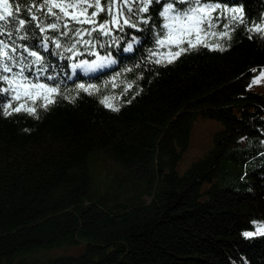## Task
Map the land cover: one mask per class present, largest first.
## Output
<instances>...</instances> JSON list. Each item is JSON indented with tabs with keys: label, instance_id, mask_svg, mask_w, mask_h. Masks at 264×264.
<instances>
[{
	"label": "trees",
	"instance_id": "1",
	"mask_svg": "<svg viewBox=\"0 0 264 264\" xmlns=\"http://www.w3.org/2000/svg\"><path fill=\"white\" fill-rule=\"evenodd\" d=\"M128 2L124 18L135 27L121 19L122 30L84 35L92 43L76 44L69 59L73 53L64 49L77 39L74 30L91 25L32 7L43 0H9L17 20L30 23L17 33L9 20L0 41L42 55L44 74L33 66L25 75L59 94L45 108L42 90L13 99L0 80V264H264V235H243L264 224V94L248 89L264 69V0H200L215 7L214 26L205 23L197 46L185 42L188 50L171 63L178 49L157 43L167 32L161 13L170 0H153L147 12L138 10L144 0ZM171 2L178 11L195 6ZM233 8L243 10V23ZM32 15L58 30L41 33ZM45 35L61 47L49 41L44 51ZM10 54L21 64L33 59L22 48ZM97 56L113 63L73 70ZM81 84L97 91L89 95ZM106 96L117 111L100 102ZM21 104L36 114L12 111ZM200 118L220 128L181 172ZM96 154L133 176V187L143 190L144 183L145 194L124 189L121 179L93 188L89 160ZM70 248L79 250L66 253Z\"/></svg>",
	"mask_w": 264,
	"mask_h": 264
},
{
	"label": "snow or ice",
	"instance_id": "2",
	"mask_svg": "<svg viewBox=\"0 0 264 264\" xmlns=\"http://www.w3.org/2000/svg\"><path fill=\"white\" fill-rule=\"evenodd\" d=\"M156 3H159L160 0H155ZM181 3L195 4L194 7H189L185 11H178L174 8L173 2H168L167 6L164 7L161 15L165 18L164 28L167 30L164 38L159 39L157 41L160 47H164L166 44L169 46L171 50L172 46H175L178 50L175 53L171 54V58H169L168 62L171 63L172 59L179 57L182 52L187 51L181 47L182 44L187 42L189 48H194L197 46L199 41L193 42L191 39H186L187 37H191L194 32L199 33L203 32V25L207 22L208 27L211 28L214 25L212 24V18L208 15V13L215 11V7L202 5L200 0H179ZM153 3V0H144L143 6L138 10L140 12H147L149 4ZM105 5H108L107 7ZM33 8H36L37 11H43L47 9V15L55 16L57 20L65 19L71 20L76 24H89L91 28L89 29H75L74 35L77 39L74 40L71 47L65 48V51L72 52L73 56L69 57L72 59L75 55L78 54L76 50V44H91L92 41L83 40L84 35L91 36L93 32L98 31L102 35H110L113 28L122 30L123 25H128L130 27H135L134 24L130 22L129 19L124 18L123 9L127 8L131 11V6L128 0H43V4L37 6L35 4L32 5ZM91 8L93 11L89 12L88 9ZM0 28H3L7 25L9 20L18 24V27L15 28L17 33H20L23 30H26V24L30 23V21H26L25 19H18L14 14L12 7L9 4V0H0ZM58 11H53V10ZM228 10V9H226ZM20 9L17 7L15 9V13H18ZM231 12L240 13V22L243 23V10L241 8H233L230 9ZM101 12H106L110 16L109 21H97L96 17L99 16ZM62 14V16L60 15ZM233 19H237L235 15L232 17ZM121 19H123V25L121 24ZM32 21H37V26L40 28L41 33H45L47 31H56L59 28L57 23H52L49 25H43L39 22V17L32 15ZM147 20H144L143 23H147ZM65 28H68V24H64ZM5 33L0 32V35H4ZM62 35H68L67 32L61 33ZM7 35H11V33H7ZM20 40H26L27 37L24 35L19 36ZM51 41L55 44L56 48H60L61 44L57 38H50L47 35L43 37L42 47L44 51H48V42ZM95 47V45H92ZM207 46V45H205ZM132 45L129 44L126 50H131ZM218 47V46H217ZM18 48H22L24 52L27 53L28 56L33 59L28 62L26 61L23 64L19 62L15 58V56L10 53H16ZM95 55V53H92ZM43 57L37 51L30 50L27 45H9L4 41H0V80L8 85V88L3 89L5 92H13V99L19 98L21 95L31 96L32 90H42L44 95L42 98L45 100V103L42 105L43 107H47L48 104L54 103V96L59 94L58 87H52L46 85L44 83L34 82L30 76L25 75L26 71L31 72L33 66L36 67L37 71L43 75L46 71V68L43 64ZM11 61L12 63H9ZM160 60H157L156 63H160ZM113 63L110 58H101L97 56V60L95 61H80L76 64H73V70L79 68L85 73H90L97 71L107 64ZM18 67V70L13 72V68ZM4 73H9L11 75H3ZM47 79L52 80L54 77L48 76ZM253 83H258V81H253ZM85 92H88L89 95L93 94L97 89L94 86H89L86 88L84 85L78 86ZM128 87H131L129 85ZM74 99V98H73ZM111 97H104L100 102L104 104L105 107L110 108L113 111H117L118 109L111 104ZM11 109V103L8 104L7 108H5V114L10 115L9 112ZM27 111L30 115L36 114L35 107H25L23 104L17 106L15 109H12L14 112ZM256 233L253 232H245L243 235L246 238H250L256 234L264 235V224L256 225Z\"/></svg>",
	"mask_w": 264,
	"mask_h": 264
},
{
	"label": "rangeland",
	"instance_id": "3",
	"mask_svg": "<svg viewBox=\"0 0 264 264\" xmlns=\"http://www.w3.org/2000/svg\"><path fill=\"white\" fill-rule=\"evenodd\" d=\"M212 13L213 11L208 13V15L211 17ZM263 28H264V24H263ZM201 37H202V32L199 33L194 32L191 37H187L186 39L198 41ZM165 46L168 47L167 44ZM254 80L258 81V83H253ZM248 89L264 94V69H261V71L253 78ZM219 128H220V124L214 120L200 118L194 122L190 134V142L188 148L182 154V158L179 162V170L181 172L187 166H189V164H191L192 161L198 159L205 153V151L212 144L215 131L218 130ZM89 171H90L93 188L96 186L99 190H101V188H104L106 183L110 182L111 179H121V181H124L125 182V184L123 185L124 189L135 188L131 184L133 176L131 175L129 176L127 174L122 173L119 170V168L115 165V163L110 161L103 154H96L90 158ZM141 185L143 190L135 188L136 192L133 193L141 192L145 194L146 191L145 184L141 183ZM142 199H144V197H142ZM78 250H79L78 248H70L65 252L68 254H74Z\"/></svg>",
	"mask_w": 264,
	"mask_h": 264
}]
</instances>
